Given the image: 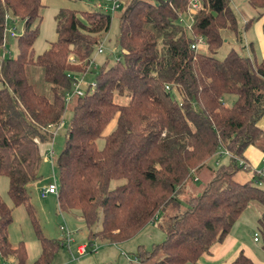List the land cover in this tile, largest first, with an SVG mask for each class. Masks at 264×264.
<instances>
[{
    "label": "trees",
    "instance_id": "trees-1",
    "mask_svg": "<svg viewBox=\"0 0 264 264\" xmlns=\"http://www.w3.org/2000/svg\"><path fill=\"white\" fill-rule=\"evenodd\" d=\"M116 1L114 10L60 8L55 39L36 53L41 0H0V178L8 180L11 202L0 195V264H10L9 259L50 264L60 246L42 232L27 185L40 179V145L53 140L54 149L67 107L72 113L63 146L57 157L54 149L50 162L57 178L52 195L60 213H79L91 245L127 241L161 213L165 238L150 251L140 247L139 262L197 264L257 201L263 209L257 242L264 249V174L243 155L249 146L264 152V129L258 125L264 117V60L246 54L231 0H199L191 20L190 0ZM121 2L117 60L109 64L103 57L94 83L81 95L74 93L77 76L89 72V59L108 34L110 11ZM248 3L264 9V0ZM18 22L22 29L16 33ZM225 32L240 50L230 47L217 58L216 51L228 43ZM29 66L42 69L50 95L35 90ZM227 95L234 96L230 105L224 102ZM238 171L250 172L251 179L237 182ZM204 174L207 181L194 193ZM18 206L26 209L41 248L32 263L24 243L12 246L8 239ZM232 264L256 263L240 252Z\"/></svg>",
    "mask_w": 264,
    "mask_h": 264
},
{
    "label": "rangeland",
    "instance_id": "rangeland-1",
    "mask_svg": "<svg viewBox=\"0 0 264 264\" xmlns=\"http://www.w3.org/2000/svg\"><path fill=\"white\" fill-rule=\"evenodd\" d=\"M70 1L71 3H69V8L78 10L77 4H80L81 2H84L87 7L88 5L91 7L94 2L99 0ZM101 1H104V3L107 4V7H110L112 5L111 0ZM123 3L124 2L120 3V9L110 11L112 15L111 25L108 31L109 45H106V49L105 46L102 45L103 52L98 54L102 56L100 58V62L102 61L103 57L107 56L109 64H112L115 60H117V57L119 56L120 49L115 45V40L117 35L119 14L124 8ZM244 4L241 3L240 8H237L235 4L231 2V7L234 10L239 21L241 18V14L245 13V10L248 9V4ZM50 21L52 22V20ZM14 27V31H16V33H19L22 29V23L18 22L14 25ZM48 30L49 28L47 27L46 31ZM54 35L55 34L53 33V37ZM225 35L231 36L232 33L225 32ZM42 41H39L38 45L39 43L41 44ZM100 44H102V42ZM232 44L233 40L232 38H229L228 43L223 44L222 48L216 51L215 56L217 58H223L230 47H232ZM234 48H236L238 51L240 50L239 46H234ZM201 50H205V47L201 46ZM98 69L99 64L98 66H95V64H91L89 66V72L77 76L78 80L81 79L83 90H85L89 84L94 83L95 75ZM27 73L29 81L34 85V88L37 92L45 95H50L49 85L43 81L42 69L40 67L29 66ZM233 99L234 96L227 95L224 98V102L225 104L230 105ZM71 113V109L67 107L63 115L64 125L60 126L56 131L54 140L56 157L63 146L64 136L71 118ZM113 125L114 120L108 125L105 133L109 132L113 128ZM103 142V139H98L96 141L97 146L101 148L103 146ZM50 148L51 145H49L48 143L40 145V152L42 155V163L40 164L38 170L40 179L27 185V190L31 196L30 202L33 208H35V216L40 224L42 232L45 236L60 242V246L57 252L54 254L50 264H144L139 262L137 258L138 249L142 247L145 250L150 251L155 244L160 243L165 238V234L159 227V223L162 219V214L160 213L158 218H156L153 222L146 224L136 235H134L127 241L121 243H109L104 240H96L91 245L87 236V228L82 219H79L78 216L80 215L78 212L68 213L64 211L60 213L57 209V203L55 200H51L49 198L47 199L48 196L46 198H41L39 195V191L43 186H47L54 181L57 182V178H54L55 172H53L51 163L46 161L44 157L45 152ZM225 161L226 160L224 159L223 162ZM208 177L209 175L205 174L203 176H200L199 180L194 184V193H196L203 187ZM7 184V178L5 176H2L0 178V195L6 203L10 204V199L7 196ZM188 193V191H185L184 193L182 192L180 199H183ZM262 211L263 209L260 203H258L257 201H251L248 205L247 210L239 217L235 225L239 228L238 236L240 237V239H243L245 241L246 245H248V247L253 252L256 260L259 261V263L264 264V249L262 247V242H254L253 240L254 233L258 232L257 220L261 216ZM61 215L65 217V220L61 218ZM12 216L13 222L11 226L8 227L10 233V241L12 244L15 245L18 241H21L23 239L27 241L37 240L29 216L23 206L14 208ZM60 225H62V228H60ZM61 241L62 243L64 242L63 246L61 245ZM80 245H86L88 252L78 259L76 249ZM91 246H97L95 252L91 251ZM74 257H76V259L78 260L75 261L74 259H72Z\"/></svg>",
    "mask_w": 264,
    "mask_h": 264
},
{
    "label": "crops",
    "instance_id": "crops-1",
    "mask_svg": "<svg viewBox=\"0 0 264 264\" xmlns=\"http://www.w3.org/2000/svg\"><path fill=\"white\" fill-rule=\"evenodd\" d=\"M112 1L113 0H111V2ZM41 2L44 5L43 11H42L43 12L42 15L43 14L44 15L42 16V21L40 23L38 38L35 41L36 45L34 43V49L36 48L35 50L36 53H40L43 50L47 49L50 45V42L54 40L55 38V35L53 37V33L55 34L54 16L57 13V11L60 8L74 9V8H69L70 7L69 3H71L70 0H41ZM231 2L234 3L237 8H240L241 3L248 4V9L245 10V13L241 14L240 21L238 20L239 29L242 32L241 34L242 44L245 45L246 47V54L249 55L256 62L264 60V9L253 8L248 3V0H242V1L231 0ZM103 3L104 1L99 0V1L94 2L93 5H91V7L89 5L87 7L84 4V2H81L80 4H77V7H78V10H91L92 8L97 7L98 4H103ZM50 20H52V22ZM47 27L49 28L48 31H46ZM229 38H232L233 40L232 47L239 46V43H237L236 38L234 36L232 35L228 36V39ZM39 41H42V42L41 44L39 43L38 45ZM107 44L109 45V34L106 35L102 41V45L105 46V49L107 48L106 46ZM91 57L93 58L94 62L96 61L95 62L96 64H99L100 58L102 56L94 52ZM258 125L259 127L264 129V117L259 121ZM263 154L264 152L262 151V149L255 147V146H249L245 150L243 155L245 159L253 167L259 168L260 159L263 156ZM251 177H252V174L250 172L246 173L243 171L241 172L238 171L234 176L235 180L239 183L247 182L248 180L251 179ZM48 198L51 200H55L57 203V199L55 195L50 194L48 195L47 199ZM68 213H73V211H69ZM12 215H13V212H12ZM78 217L79 219H81L80 216ZM61 218L65 220V217L63 215H61ZM11 224L9 226H11ZM238 231H239L238 226L234 225L230 233L226 235L225 238L221 242L214 243L210 247L209 251L207 253H204L200 257V259L197 261V264H232L233 260L237 257V255L240 252H243V254L246 257L250 258L256 264H262L256 260L253 252L248 247V245H246L245 241L243 239H240V237L238 236ZM8 239H9V242L11 243L9 230H8ZM21 241L24 243V246L26 249V254L28 258L27 260L29 263H32L40 255V251H41L40 244L38 240L27 241L23 239ZM19 242L20 241H18L15 245L12 243L11 244L12 246H16ZM78 248L79 247H77L76 252L78 254V259H79L81 256L85 255L88 251H87V246H86L85 252L83 254H79ZM72 259H74L75 261L78 260L76 259V257ZM9 263L15 264V261H13V259H9ZM58 264H65V263H58Z\"/></svg>",
    "mask_w": 264,
    "mask_h": 264
},
{
    "label": "built area",
    "instance_id": "built-area-1",
    "mask_svg": "<svg viewBox=\"0 0 264 264\" xmlns=\"http://www.w3.org/2000/svg\"><path fill=\"white\" fill-rule=\"evenodd\" d=\"M98 6L103 7L104 9L114 10L117 8L118 2L116 0H113L112 5L110 7H107L106 5H101V4H98ZM200 6H201V4H200L199 0H190L189 6H188L187 11H186V16H188V18L191 20L192 16L197 12V10L200 8ZM179 15H180V18H179L180 21L189 27L190 22H188V23L186 22L183 14H179ZM11 35L12 36L14 35L13 31L11 32ZM198 43H203L202 37H199ZM191 47L196 48L197 44H194ZM102 52H103L102 44H99L95 48V53L100 54ZM69 60H70V62H73V63L76 62L72 57H70ZM92 62L94 63V60L91 57L89 59V64H92ZM91 84H93V83H91ZM81 87H82L81 79L76 80L74 93L81 95L84 91ZM69 97L70 96H67L66 100H69ZM61 125H62V122L59 126H61ZM54 128H55L54 125L49 126V129H54ZM56 128H58V127H56ZM50 145H51V148L48 151H46L44 154L45 160L48 162H52L53 155H54L53 140L50 141ZM260 161H261L262 165L258 169H256V172L263 175L264 174V156L261 157ZM239 165L244 166V167L248 166L244 160H239ZM49 194H57V184L55 181L53 183L48 184L47 186H43L39 191V195L41 198H46ZM253 237H254L253 238L254 241L258 240V234L257 233H254ZM85 249H86V245H80L78 248V253L83 254L85 252ZM96 249H97V246H92V248H91L92 251H95ZM3 264H5V263H3Z\"/></svg>",
    "mask_w": 264,
    "mask_h": 264
}]
</instances>
